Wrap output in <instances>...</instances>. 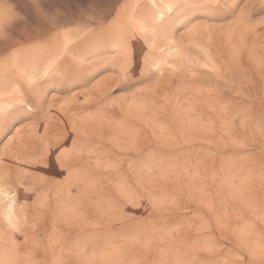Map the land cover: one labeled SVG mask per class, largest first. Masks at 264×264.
I'll list each match as a JSON object with an SVG mask.
<instances>
[{
  "label": "rangeland",
  "instance_id": "rangeland-1",
  "mask_svg": "<svg viewBox=\"0 0 264 264\" xmlns=\"http://www.w3.org/2000/svg\"><path fill=\"white\" fill-rule=\"evenodd\" d=\"M0 264H264V0H0Z\"/></svg>",
  "mask_w": 264,
  "mask_h": 264
},
{
  "label": "bare ground",
  "instance_id": "bare-ground-1",
  "mask_svg": "<svg viewBox=\"0 0 264 264\" xmlns=\"http://www.w3.org/2000/svg\"><path fill=\"white\" fill-rule=\"evenodd\" d=\"M150 1H154V0H150ZM163 5H164V8L165 9H167V10H169L170 9V6L169 5H167V3L166 2H163ZM160 14V13H159ZM5 194V193H4ZM10 217H11V213L10 214H8V218L10 219Z\"/></svg>",
  "mask_w": 264,
  "mask_h": 264
}]
</instances>
